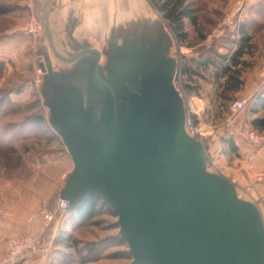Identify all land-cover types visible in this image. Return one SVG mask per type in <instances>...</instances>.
<instances>
[{
    "label": "rangeland",
    "instance_id": "rangeland-1",
    "mask_svg": "<svg viewBox=\"0 0 264 264\" xmlns=\"http://www.w3.org/2000/svg\"><path fill=\"white\" fill-rule=\"evenodd\" d=\"M142 1L160 20L163 46L168 55L160 69L153 63L111 67L113 47L106 48L102 74L121 98L117 126L105 135L111 144L112 173L119 179L120 169L129 174L148 175L162 165L168 169L166 175H170L175 167V164L170 165L172 159L182 164L178 166L180 170L200 173L207 168L213 174L219 173L218 163L217 168L209 164L203 145L212 140L223 144L235 140L232 134L251 128L255 118H264V109L253 111L248 103L246 109L235 116L229 107L220 118H215L210 102L214 87L211 82L198 78L191 85L196 86L197 94L192 106L200 109V118L195 120L201 123L206 137L201 141L192 137L185 125L192 109V97L186 88L189 83L180 73L182 56L197 58L211 50L228 54L235 48L240 22L257 19L262 25L254 33L251 52L244 57L247 66L242 78L245 82L248 79L255 90L264 85V77H261L264 0H191L198 18L196 28L186 21L191 47L180 45L150 1ZM63 2L75 5L76 12L83 6L82 0H55L51 5L53 25L68 37L72 29L65 30L66 25L61 21ZM44 3L45 0H0V8L7 10L0 15V212L29 198H32L30 201L41 199L38 208L48 207L58 197H67L74 205L78 196L72 184L77 174L85 179L94 169L90 164L104 163L107 149L96 129L104 122L114 125L110 104L105 98L110 92L96 84L91 65L83 72L85 87H75L69 73L70 79L57 86L56 64L48 60L45 27L42 32L25 31L26 25L43 21ZM41 64H46V73L44 70L39 73ZM121 67L126 69L123 71ZM63 94L78 98L85 94L89 99L85 103L61 101ZM247 96L236 94L230 106L237 98L249 100ZM83 107L88 117L82 120ZM259 132L264 133V130ZM235 142L237 152L231 151L227 144L222 151L228 163L242 159L240 151L248 144L240 138ZM252 147L264 155V143ZM243 191L240 200L255 205L264 216V196L251 195L248 186ZM115 219L113 209L100 200L92 220L75 222L70 231H63L77 240L79 247L96 246V253L85 255V250L78 253L74 248L56 245L52 241V228L42 249L32 255L29 264H134L121 232L111 235L119 230L120 224ZM5 241L0 246V264L5 257Z\"/></svg>",
    "mask_w": 264,
    "mask_h": 264
},
{
    "label": "crops",
    "instance_id": "crops-1",
    "mask_svg": "<svg viewBox=\"0 0 264 264\" xmlns=\"http://www.w3.org/2000/svg\"><path fill=\"white\" fill-rule=\"evenodd\" d=\"M54 1L45 0L42 20L48 60L56 64L54 79L59 82L57 86L71 78L75 87H85L83 72L91 65L96 84L110 92L105 98L110 104L114 125L104 122L96 129L107 149L104 163L90 164L94 169L91 168L84 181L97 189L101 200L113 209L115 221L120 226L111 235L121 232L130 252L136 248L138 254L155 264H250L256 247L251 234L255 226L250 214L243 218L242 213L235 210V199H241V192L247 186L251 195L264 196V178L259 177L264 172V155L245 144L243 152L240 151L243 158L228 163L222 155L226 144L212 140L204 144L203 149L217 158L219 173L213 174L205 168L201 175L172 178L162 175L161 166L148 175L129 174L122 169L127 177L119 172L120 179L124 180L121 183L116 173H112L111 144L105 136L108 130L117 126L121 101L114 85L102 74L106 48L113 47L111 67L153 63L160 69L168 55L163 46L160 20L145 8L142 0H82L80 12L74 10L75 5L71 2H63L61 21L66 25L65 30L72 29V34L66 37L64 31L56 30L52 23ZM219 52L224 54L222 50ZM43 65L46 73V64ZM254 92L247 79L243 91L237 94H248L249 99ZM88 97L63 94L61 101L85 103ZM86 117L83 107L80 118ZM203 179L208 181L206 186L201 184ZM163 184H167L166 187L163 188ZM30 199L15 202L0 212V246L10 237L40 233L41 220L31 221V217L41 199ZM55 201L48 207L53 208ZM76 216V208H73L64 223L54 229L52 241L80 221ZM31 258L21 260L19 264H29ZM135 261L133 255L134 264Z\"/></svg>",
    "mask_w": 264,
    "mask_h": 264
},
{
    "label": "trees",
    "instance_id": "trees-1",
    "mask_svg": "<svg viewBox=\"0 0 264 264\" xmlns=\"http://www.w3.org/2000/svg\"><path fill=\"white\" fill-rule=\"evenodd\" d=\"M154 9L166 21L171 33L175 36L180 45L190 46V34L186 29V21L193 27H197V10L193 8L191 0H149ZM7 10L0 8V15L6 14ZM262 23L254 18H247L239 24L238 40H234L235 48L228 54L218 51H209L206 54H199V57L182 56L180 73L185 78L186 88L191 97L196 96V83L198 78H202L213 85V94L210 102L214 107V117L220 118L230 107L231 101L237 93L242 92L245 86V80L242 73L247 63L244 57L248 55L253 46L252 39ZM248 103L253 111L264 109V85L259 86L249 98ZM248 105V104H247ZM251 128L254 130H264V118H255L251 122ZM234 153L238 151L235 140L226 143ZM101 200L99 195L91 194L76 207V213L81 222H86L95 217L96 207ZM49 228L43 234V241L49 232ZM56 245L66 248H74L81 253L87 251L85 255H91L97 252L96 246L83 245L79 247L78 241L72 238L70 234L61 232L54 240ZM18 264V263H15Z\"/></svg>",
    "mask_w": 264,
    "mask_h": 264
},
{
    "label": "built area",
    "instance_id": "built-area-1",
    "mask_svg": "<svg viewBox=\"0 0 264 264\" xmlns=\"http://www.w3.org/2000/svg\"><path fill=\"white\" fill-rule=\"evenodd\" d=\"M24 29L25 31L30 33L42 32L44 30V24L43 21L38 20L37 22L34 21L26 25ZM42 71L43 69L39 67L40 74L42 73ZM261 77H264V70L261 73ZM195 99L196 98L193 97L190 99L191 106L194 104ZM247 104L248 100L245 98L235 99L230 106L231 113L235 116L243 112L246 109ZM199 111L200 109H193L192 106V109L190 110L186 118L185 125L187 132L192 137H196L199 141H201L203 138L206 137V133L201 123L196 121L197 118H200ZM232 135H235L236 139L240 138L245 140V142H247L251 146H258L264 143V133H261L249 127L242 128ZM206 154L209 160V164L217 168V158L211 153L206 152ZM259 177L264 178V172ZM71 207L72 204L68 198L58 197L55 201V205L53 208H38L32 215L31 221L41 220L42 224L40 233L17 235L6 239L4 243L5 257L3 260V264H15L27 257L38 253L43 247V234L45 233V231L51 227L57 229L59 226H61L64 223L66 217L70 214ZM261 218L262 225L264 228V216L262 214Z\"/></svg>",
    "mask_w": 264,
    "mask_h": 264
},
{
    "label": "water",
    "instance_id": "water-1",
    "mask_svg": "<svg viewBox=\"0 0 264 264\" xmlns=\"http://www.w3.org/2000/svg\"><path fill=\"white\" fill-rule=\"evenodd\" d=\"M43 66H44L43 64L40 65V67L44 70ZM171 161L172 163H170V165L174 166L175 164V167H173V169L170 170L171 172L170 175L168 174L166 175V173L168 172L167 167L163 168L161 165L163 176H169V177L173 176L172 178H175L178 176H188L189 177V176L202 174L196 171L189 172L187 169L180 170L178 169L179 165L176 164L175 159H172ZM180 162H182V160ZM196 164H199V162H197ZM76 166L78 168L77 163H76ZM119 172L121 173L122 176L127 177L126 173L122 169H120ZM201 184L203 186H206L208 184V181L206 179H203ZM166 185L167 184H163V188L166 187ZM72 188H74L75 192L77 193L78 201L75 202L74 205L73 203H71L72 204L71 210L73 208H76L83 201H85L89 195L91 194L99 195V191L93 187H90V185L84 181L83 177L80 174H77L76 181L72 184ZM81 196H83L82 199H81ZM235 210L240 211V213H242L243 218H245V214L246 215L250 214V217L249 216L248 217L251 219V222L255 226V229L253 230V232H251V234H252V240L254 241V244L256 247L253 251V254L251 253L253 257L249 259L250 264H264V228L262 225L259 210L257 209L255 205L245 202V201H240L239 199H235ZM131 253L134 255L136 259L135 264H155L153 261L148 262L144 256L138 254L136 251V248L132 249ZM157 264H159V262H157Z\"/></svg>",
    "mask_w": 264,
    "mask_h": 264
},
{
    "label": "bare ground",
    "instance_id": "bare-ground-1",
    "mask_svg": "<svg viewBox=\"0 0 264 264\" xmlns=\"http://www.w3.org/2000/svg\"><path fill=\"white\" fill-rule=\"evenodd\" d=\"M260 217H261V214H260ZM261 220H262V218H261Z\"/></svg>",
    "mask_w": 264,
    "mask_h": 264
}]
</instances>
